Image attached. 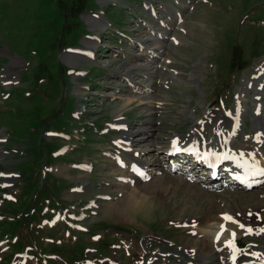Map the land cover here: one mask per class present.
Segmentation results:
<instances>
[{"label":"rangeland","instance_id":"374dc122","mask_svg":"<svg viewBox=\"0 0 264 264\" xmlns=\"http://www.w3.org/2000/svg\"><path fill=\"white\" fill-rule=\"evenodd\" d=\"M176 1L0 0V138H4L0 141V171L18 172L13 187L0 188L1 264L8 253L26 248L38 264H134L149 250L159 256L150 257L148 263L174 264L186 249L183 246L193 251L205 244L209 247L198 249L201 261L216 264L217 255L224 258L226 251L216 252L210 236H199L202 232L198 235L206 224L203 215H218V211L238 205L241 210L252 208L253 212V208L259 209L257 205L264 203V185L238 195L233 193L236 198L227 194L221 198L211 196L210 200L201 194L189 198L186 190L195 191L183 182H172L176 179L171 176H180L161 172L163 176L156 173L146 181L153 186L151 195L155 197L127 213H116L114 203L122 199V193H117L113 182L108 184L106 179L114 181L119 172L102 150L108 147L112 151V143L106 140L117 134L110 130L102 136L94 129L84 132L83 139L79 136L82 129H76L78 124L90 125L88 122L93 120L99 127V123L123 114L130 128L143 129L140 133L144 138L149 135L147 130L158 137L155 147L160 155L169 148L164 149L173 135H188L195 121L205 117V111L210 109L213 115L243 117L244 123L235 137L240 146L244 136L264 128V0H192L193 10L184 0ZM144 4L153 7L159 16L146 11ZM171 5L182 13L186 23H174ZM158 18L166 24H158ZM104 20L110 24L105 30L100 27ZM156 31L161 33L160 39L156 38ZM96 34L101 41L94 44L92 60L81 56L79 49V54L71 53L74 49L65 51L72 46L86 47V38H95ZM233 42L241 47L240 60L238 57L234 63H246L240 70L228 66ZM13 57L19 63L11 64ZM74 68L83 69L86 75L83 71L73 76L69 72ZM6 73L13 76L8 84L2 81ZM130 80L134 82L131 87ZM161 82L166 85L161 86ZM86 84L89 90L84 87ZM147 84L150 89L141 92ZM257 84L262 87L256 89ZM130 97L141 100L132 99L129 103ZM81 100L82 106L78 105ZM211 100L214 103L208 105ZM236 101L242 107L239 113L235 110ZM75 109H83V114L76 115ZM72 111L75 123L71 120ZM64 120L71 124L64 131L70 139L47 135L50 130H58ZM220 127L223 128L221 124ZM139 137L142 136L136 138ZM62 143L68 149L77 147L60 157L55 148ZM14 148L20 152H13ZM261 150L264 156V143ZM88 159L92 160L93 169L87 175L70 165ZM165 176L172 183L165 184ZM83 177L86 191L69 193L68 189L81 184ZM4 180L0 177V183ZM164 185H168V190ZM2 192L11 193L12 199H3ZM97 193H108L110 198L98 199L97 207H92L94 214L85 211L84 217H74L85 208L75 205L97 197ZM242 194L244 198L239 196ZM13 198L15 202H7ZM58 207H63L62 211ZM56 211L69 215L86 229L75 230L65 219H50ZM259 212L264 215V208ZM198 217L201 223L194 225L196 234L185 231L183 227L190 224L187 220ZM43 218L46 223H42ZM181 218L187 222L181 223ZM263 221L261 215L255 220L261 225ZM15 239L17 243L13 242ZM170 255L174 259L160 257ZM181 255L185 257L186 253Z\"/></svg>","mask_w":264,"mask_h":264},{"label":"bare ground","instance_id":"6f19581e","mask_svg":"<svg viewBox=\"0 0 264 264\" xmlns=\"http://www.w3.org/2000/svg\"><path fill=\"white\" fill-rule=\"evenodd\" d=\"M90 16L92 17V15H90ZM105 24H102V26H100V27H102L101 29H103V28L105 29ZM96 37L95 38L90 37V39L86 38L87 41L85 40L86 41L85 44H86L87 50L93 49L94 44L97 43ZM79 50H81V48ZM65 51L70 52V50H65ZM93 58H94V56H93ZM18 60L19 59H17L16 57H13V58H11L10 63L11 64L19 63ZM9 80L13 81V76H11V74L9 75V73H6L5 77H4V79H2V81L10 82ZM135 83H137V82H135ZM148 84L143 87V90H140L141 88H138V89L141 92H144V91H146V89L147 90L150 89L149 88L150 86ZM142 85H144V84H142ZM132 99L133 98H131V97L128 98V102L129 103L132 102ZM135 99H133V100H135ZM137 99H140V98H137ZM205 112H207V111H205ZM207 114H208V116L211 117L210 122H209V117L206 116L205 122L202 120V122L200 121V122L194 123L190 127V131L188 132L189 134L187 133L188 135L182 137V139H184V142H178V141H176V138H172L171 140H169V148L164 150L163 151L164 153H162L160 155L157 152V147H155L156 143H157V142H155V139L158 137L156 135L152 134L151 131L147 130L149 135L146 138H144V136H143V137H140L137 139L136 145H141V148L139 149V152L142 154V155H140L141 157L139 156L137 158V157H134L131 155L125 157L124 158V166L122 168L117 166V165H116V168L113 167V169L116 172H119V175L117 177H115V180L110 181L109 179H106V182L108 184H111L113 182L112 185H114L117 192L122 193V195H121L122 199L116 201L115 203L113 202L115 204V206H117V210L115 211L116 213H121V212L127 213L128 209L134 208V207L136 208V205L143 204L146 200H149L151 197H155V195H153V196L151 195V192L154 190L153 186L151 187V183L139 180L138 176L143 177L144 174L150 175V174H153V173L158 172V171H159V173L162 172L164 174L173 172L175 174L181 175V177L171 176L172 179L173 178H174V180L176 179V182L175 181H172V182H173V184H177V182L178 183L183 182V184L188 189L195 191L197 193L196 194L195 192H189L188 190H186L190 194L189 198H191V196L193 198H196L198 194H201L202 197L204 196L205 198H208V200H210L211 196L221 198V197H225L226 194L234 196V198H236L237 195L241 194L242 191L229 190L226 192V190H223L222 192H214L213 190L219 189V188H221V190H222L226 187H228V188H233V187L240 188V186H238L239 184L242 185L241 188H245V189L248 188L247 185H244L240 182H235L232 179L227 180V182L224 184H223V182L213 183V181H210L207 179V176L200 178L199 173H197L198 176L195 179H191V178L187 177V176L193 177V176H195V174L191 173V170H189V172H186V170L189 168L190 165H186V163L183 162L184 161L182 158L183 156H181L178 153L181 150L180 147H184L187 145L188 148H190L192 151L195 152L197 157L198 156L200 157L203 154H209V152L212 150L211 146H213V145L217 146L218 145V146H221V149L219 152L222 154V156L224 158H227V157L228 158H235L238 162L243 163V162L252 161V156L247 152V151H249L251 145H252V147H259L264 141V133H263L264 128L262 130L260 128H257L251 132V135H249V139H250L251 143H250V141L242 140L241 141L242 147H240V145L237 144L240 141H238L236 139L234 140V138L231 137V125L234 122V119H231L228 115H213L214 113L211 109L208 110ZM117 115L118 114H116L115 116H117ZM116 122L117 121H115L113 123H116ZM224 122L225 123L228 122L227 128H226V125H223ZM220 124L223 126V128L220 127ZM142 130L143 129H139L137 131H138V133H140V131H142ZM215 135L218 136L217 139H216ZM133 136H134V131H129V130H126L125 132L120 131V136L118 137V139H120L121 142H119L118 140L117 141L121 145L127 146L133 140L132 139ZM257 140H260V142L259 143H252V141L255 142ZM128 141H129V144L127 143ZM172 141H176V143H175V145L171 146L170 144ZM243 141H245V143H243ZM182 143H185V144H182ZM231 143H233V144H231ZM236 146H238V147H236ZM126 148L130 149L129 146H127ZM252 152H253V150H252ZM175 154H177L178 158H174L175 160L173 162H170L167 165H165L163 163L164 159H167L170 156L175 155ZM142 156H146V157H142ZM147 156H149V157H147ZM114 160H115V155H114ZM131 161L134 162V164H136L140 168V171H141V173H143V175H141V174L135 175L131 172V169L128 168ZM261 164L264 165V160L261 161ZM88 165L90 166L91 164L88 162H83L81 164V167L83 169L85 168L84 170H90V167ZM70 168H71V166H70ZM57 171H59V169ZM237 172L240 173L239 168L237 169ZM251 172L252 171L244 170L242 172V174H243L242 180L247 179L250 181H255V183H258L259 181L257 180V176L251 177ZM162 173H161V175L163 176ZM0 174H3V176H8V177L14 178V175H12L8 170H1ZM81 175L83 176V174H80V176ZM86 175H87V173H86ZM116 179H118L119 181L117 182ZM83 180H84V177H83ZM152 180H154V179H152ZM10 181L11 180H7L6 185L7 184L9 185ZM155 181H157V178L155 179ZM164 181H165V184L168 182L172 183L171 181H168V182L166 181V176L164 178ZM196 182L200 183V184H198L199 185L198 187L195 184ZM262 182H264V181L259 182V184ZM255 185H251L250 188L255 186ZM164 186L168 190V185H164ZM192 186H196V187H192ZM80 187H77L76 190H78V191L79 190H81V191L85 190V187H83V186H80ZM160 189H161V187H160ZM164 192H165V189H164ZM233 193H236L237 195H235ZM206 194H208V196ZM186 196H187V194H186ZM239 196L244 198L245 195L242 194ZM237 199H234V200L237 201ZM258 204H260V203H258ZM263 205H264V203L257 205V206H260V208H262ZM238 207L242 208L240 205H238ZM238 207L237 208L231 207V209H228V210L222 209V210L218 211V215L211 213V212L204 214L203 216H204V219L206 220V224H205V226H202L203 227L202 229L200 228V232L198 233V235L202 232L203 235H199V236L205 235V237L206 236L211 237L213 231L218 227L221 230L220 234L221 233L222 234L216 235V232L214 233L213 238L216 237L217 239L214 240L213 242H219L218 244H214V246H219V245H221V243H223L226 247H228L229 254H231L234 250H236L238 248V246L232 245L230 243V241L232 239H235L237 241V243L240 244V249H238V252H237V255H238L237 258L238 257H251L256 253V249L254 247H252L249 243H246L243 241V239H242L243 232H248V229H252L251 232L254 235H256L260 229L262 231V227L264 225H261L259 223L257 224L255 222L256 218L249 216L251 211L246 210V208L245 209L243 208L241 210ZM250 210H252V208ZM253 210L257 211L258 209L253 208ZM223 215L230 216L231 217L230 221L225 220L223 218ZM199 218L200 217L194 218L193 221H196V223H199L200 222ZM178 220L182 221V223L189 221V220H187V221L184 220V218H181ZM235 220H238V222H241L244 225V227L240 228V229L237 228V225L234 224ZM215 225H217V226H215ZM221 225H224L223 229L221 228ZM186 229H185V231H186ZM223 230H225V231H223ZM183 247L186 249L184 251L182 250V253H186V256L184 257V255H181L182 253H180L179 255L181 257H179L180 258L179 262H182L184 264H185V262H186V264H191L192 262H193V264H214L212 261H201V258L199 257L198 249H200V251H202L203 249L209 247L208 245L205 244V245H203V247L197 246V248L193 250L194 251L193 254H192V250L188 249V247H186V245ZM204 252H203V254H205ZM249 252H250V255L247 256L246 254ZM149 253H151L152 255H148ZM261 254L264 255V253H261ZM154 255L155 254H153L152 251L149 250L147 253H145V255H143L144 256L143 258L152 257ZM229 257H230V255H229ZM140 258H142V257H140ZM139 259H137V261ZM34 263H35V261H33V262L30 261L28 263V261L22 260L21 258L20 259L17 258V259H15L13 264H34ZM216 264H217V262H216Z\"/></svg>","mask_w":264,"mask_h":264},{"label":"snow or ice","instance_id":"6c2138e0","mask_svg":"<svg viewBox=\"0 0 264 264\" xmlns=\"http://www.w3.org/2000/svg\"><path fill=\"white\" fill-rule=\"evenodd\" d=\"M141 175H143V173H140ZM0 175H3V174H0ZM251 175L253 176V177H255V176H264V169H259V168H257L256 170H253L252 172H251ZM247 186H251L250 184H248ZM225 218H227L226 217V215H225ZM241 228H243L244 227V225H239ZM223 227H224V225H221V228L223 229ZM248 231H252V229H248ZM262 231H264V229H262Z\"/></svg>","mask_w":264,"mask_h":264},{"label":"trees","instance_id":"16d2710c","mask_svg":"<svg viewBox=\"0 0 264 264\" xmlns=\"http://www.w3.org/2000/svg\"><path fill=\"white\" fill-rule=\"evenodd\" d=\"M239 54H240L239 47L238 46H232V49H231V60H230V63H229V65L231 67L234 65L233 64V60L236 59V57H238Z\"/></svg>","mask_w":264,"mask_h":264}]
</instances>
